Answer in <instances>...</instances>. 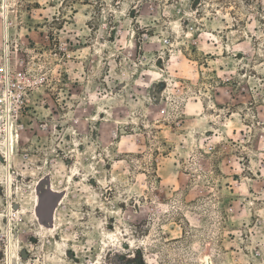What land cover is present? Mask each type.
Instances as JSON below:
<instances>
[{
	"label": "rangeland",
	"instance_id": "1",
	"mask_svg": "<svg viewBox=\"0 0 264 264\" xmlns=\"http://www.w3.org/2000/svg\"><path fill=\"white\" fill-rule=\"evenodd\" d=\"M264 264V0H0V264Z\"/></svg>",
	"mask_w": 264,
	"mask_h": 264
},
{
	"label": "bare ground",
	"instance_id": "2",
	"mask_svg": "<svg viewBox=\"0 0 264 264\" xmlns=\"http://www.w3.org/2000/svg\"><path fill=\"white\" fill-rule=\"evenodd\" d=\"M209 259H210V258H209ZM209 259H208V257L205 258V259H204V262H205V263H203V264H213V263H214V262L212 263V261H210Z\"/></svg>",
	"mask_w": 264,
	"mask_h": 264
}]
</instances>
